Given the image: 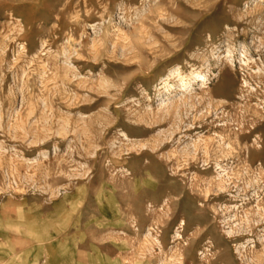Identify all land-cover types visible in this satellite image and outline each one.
<instances>
[{"label":"rangeland","instance_id":"obj_1","mask_svg":"<svg viewBox=\"0 0 264 264\" xmlns=\"http://www.w3.org/2000/svg\"><path fill=\"white\" fill-rule=\"evenodd\" d=\"M261 141L264 0H0V264H264Z\"/></svg>","mask_w":264,"mask_h":264},{"label":"bare ground","instance_id":"obj_2","mask_svg":"<svg viewBox=\"0 0 264 264\" xmlns=\"http://www.w3.org/2000/svg\"><path fill=\"white\" fill-rule=\"evenodd\" d=\"M207 79V77L206 76H204V75H198V76H195V77H193V80L196 82V83H199L200 85H201V87H202V89L203 88H205L206 87V83L208 82V80H206ZM182 88V87H181ZM185 88V87H184ZM256 129L257 128H254V129H252L248 134H246V135H244L243 137H242V140H244V141H248L253 135H255V133H256ZM238 138V137H237ZM257 140L258 141H260L261 140V137L260 136H258L257 135ZM262 142V144H264L263 143V141H261ZM256 143H258V142H256ZM262 146H264V145H262ZM261 150L263 149V147H261L260 148ZM246 150H247V155L249 156V151H250V149H247L246 148ZM238 151H243V149H239ZM246 163L247 164H249V165H251L252 163L249 161V158H248V160H246ZM260 166V168H259V171H257L258 172V176H259V179H261L260 177H262V176H260V175H262V173L260 172V170L262 169V167H261V165H259ZM256 172V171H255ZM264 172V171H263ZM262 180V179H261Z\"/></svg>","mask_w":264,"mask_h":264}]
</instances>
